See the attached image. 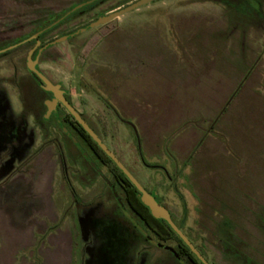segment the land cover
Masks as SVG:
<instances>
[{
    "label": "rangeland",
    "instance_id": "374dc122",
    "mask_svg": "<svg viewBox=\"0 0 264 264\" xmlns=\"http://www.w3.org/2000/svg\"><path fill=\"white\" fill-rule=\"evenodd\" d=\"M80 1L0 0V48ZM132 1L104 0L42 41ZM30 46L0 53V264H89L97 247L79 224L122 214L59 129L39 123L43 96L21 107V88H34ZM38 66L209 264H264V0H153L51 45ZM147 234L125 233L131 264L197 263L156 246L176 250L173 238ZM97 250L95 264H107Z\"/></svg>",
    "mask_w": 264,
    "mask_h": 264
},
{
    "label": "flooded vegetation",
    "instance_id": "af4514ba",
    "mask_svg": "<svg viewBox=\"0 0 264 264\" xmlns=\"http://www.w3.org/2000/svg\"><path fill=\"white\" fill-rule=\"evenodd\" d=\"M85 1H87V0H82L79 3H82V2H85ZM102 1H104V0H92L91 2H88V3L84 4V5H87L88 4L87 6H84V5L80 6V7L76 8V9H74L73 11L69 12L65 16H63L56 23H53L55 20H57L59 17H61L63 14H65V12H67L68 10H70L74 5L79 4V3L73 4L72 6L68 7L67 9H65L64 11H62L60 14H58L56 17H54L52 20H50L47 24L41 26L39 29H37L36 31H34L33 33L41 30V32L36 36V38H31L29 40H26L25 42H21L22 40L28 38L30 35L33 34V33H29V34L21 37L20 40L17 42L18 45H16L15 47H18V46L23 45L25 43L31 42V46L29 47V49L27 50V52L30 49L33 48L32 52L30 54V59L33 60L34 57H35V55H36V52H37L38 48H40L41 46H43L45 43H48V42H50V41H52V40H54V39H56V38H58V37H60L62 35L70 34V33H72L73 31H75L78 28L73 29V30H71V31H69L67 33L61 34L60 36H58V37H56L54 39H51L49 41H46V42H43L42 41V38H41L42 35L46 34L47 32H49L50 30H52L56 26H58V25H60V24H62L64 22L72 19L76 15L82 14L84 12H87L90 8H92L96 4H99ZM87 24H85V25H87ZM85 25H83V26H85ZM83 26H81V27H83ZM81 27H79V28H81ZM68 38H66V39H68ZM36 41L38 42L37 45H35V42ZM15 43H16V41L13 42L12 44H15ZM50 46H47L46 48H43L40 51V53L38 54V56L36 58V63L34 65V67L39 72H41L44 75V77L46 79H48V81L51 84H53V85L58 84V88L62 91L63 98L73 107V105L71 104V102L69 100L68 93H67L66 89L64 87H62L61 82L60 81H52L49 77H47V75L38 66V61L40 59L41 53L45 49H47L48 47H50ZM27 52H26V55H27ZM26 55H25V59H26ZM25 68H26V70H27V72L29 74V77H30L31 81L34 84V88L29 87L28 85H25V84H24V87L21 88V93L24 96L23 98H21V100L23 102L20 100L21 107L22 106L24 107V105L31 106L32 104L37 103L40 100V98H42L41 96H43V98L40 101L41 106L43 107V112L41 113V115L39 117V123L40 124H42V123L43 124H48V123L54 124L59 129L60 134L65 139H67L68 142L76 149V151L80 155V157L87 163V165L89 166V168L94 173L97 174V176L105 183V185H107L106 182H105V180H107L110 183V185H107V187H108L109 191L111 192V194H112V196H113V198L115 200L116 206L118 207V209H120L121 214H122V217L128 218L123 213V209L125 207H127L126 206V202H125L124 195H123V198L121 199V197H119L118 196V193L115 191V185L110 180H108L104 175H102L100 173V170H99V167H98L99 163H98V160H97L98 156L96 155V151H92L91 149L87 148V146H85L86 144L84 142V139L79 134V128H78V126L80 127V125L74 120V118L70 115V113L68 112V110L59 101H56L54 108L49 111V113L47 114V116H45V111H46L45 102L52 99V94L49 91H44L42 89L43 82L33 72H31V71H29L27 69V67H26V60H25ZM33 91H36L39 94L38 99H36L35 101H34V98L32 99V93H33ZM16 93L18 94L19 92H16ZM74 110L79 114V116L89 126V124L87 123V121L84 119L83 115L80 112H78L75 108H74ZM29 114L32 115L30 112H29ZM17 133H18V126H16V127H12V126L9 127L8 134L6 135L5 140L8 143L11 144L10 145V148L11 149L14 148V144L18 140V138L16 136ZM13 139L16 142H14ZM59 154H60V157L62 158V152L61 151H59ZM112 190L116 193V196L113 195ZM146 191L147 192H150V193H153V192L148 191V190H146ZM153 195H154V198L157 200V202L159 204H161L162 206H164L161 203V201L159 200V198L155 195V193H153ZM139 197H140V195H138V198ZM98 214L99 213L93 215V219L95 220L94 222L92 221L93 220L92 219L91 221L90 220L84 221L83 222L84 223L83 225H80L79 224L80 231L82 230V227L85 225L86 226V229H87V232H88L91 240L95 241V243H96V247L97 248L94 247L93 252H92V254L90 256L89 264H95V261H99V259L101 258V256L99 258L98 255L101 253V251H99V253L98 252L96 253V251H98L97 249L101 248L102 245L105 246V250H106V253H107L106 254L107 255V257H106L107 258V264H131V262H130L131 257L128 255L129 252H128L127 246L125 245L124 242H125V233L132 232V230H127V232H123V230H121V229L120 230H118V229L112 230V228H111L112 223H114L113 224L114 227L115 226H123L115 218V217H117V218H120L121 219V217H118V216L113 215V214H103V213L102 214H99V215ZM134 218H135L136 222L131 221L129 218L128 219L130 220L131 223H133V225H134V227L136 229V232H138L139 235L144 234L145 235V239H147V240L150 239V237L147 234L148 231L150 233H152L154 236H157V232L155 230L156 229V225L154 226V228L152 230L149 229V228H147V227L144 228L145 226H144V224H142V220H140L139 217L136 216V215H134ZM170 218H171V216H170ZM156 220H160V219H156ZM100 227H102V229H100ZM156 246L164 249L165 251H167L168 254L171 255L174 260H177V261L180 260L179 255L177 254V252L175 251V249H173L172 247H170L168 245H163V244L158 243V242L156 243ZM165 246L170 247L171 250L170 249H166ZM196 250L204 258V256L202 255V253L197 248H196ZM189 252L191 253V255L189 253H187V255L189 256V258H191L193 261H195L194 263L197 262L196 264H202L195 257V255L190 250H189ZM103 259H105V257H103ZM104 264H106V263H104Z\"/></svg>",
    "mask_w": 264,
    "mask_h": 264
},
{
    "label": "water",
    "instance_id": "95a60500",
    "mask_svg": "<svg viewBox=\"0 0 264 264\" xmlns=\"http://www.w3.org/2000/svg\"><path fill=\"white\" fill-rule=\"evenodd\" d=\"M92 0H87L85 2L79 3L74 5L70 10H68L65 14H63L61 17H59L57 20H55L53 23H56L59 21L63 16L68 14L69 12L73 11L74 9L91 2ZM153 0H134L118 9H115L109 13L103 14L98 16L95 20L89 22L87 25L76 29L70 34L62 35L48 43H45L43 46L38 48L36 55L33 60L30 59V54L33 50L30 49L27 52L26 55V67L29 71L33 72L42 82L43 86L42 89L44 91H49L52 94V99L45 102L46 111L45 116L49 113L51 109L54 108L56 101H59L64 105V107L68 110L70 115L74 118V120L80 125V127L87 133V135L94 141V143L100 148V150L111 160L113 163L118 167V169L125 175V177L129 180V182L133 185V187L139 192V199L141 203L145 206L148 213L151 217L155 219H161L166 222V224L170 227V229L176 234V236L188 247V249L195 255V257L202 263V264H208L206 260L200 255V253L196 250V248L192 245V243L186 238V236L182 233V231L174 224V222L171 220L169 212L167 209L159 204L157 200L154 198L153 193L147 192L139 183L138 181L130 174V172L118 161V159L114 156V154L109 151L106 146L101 142L100 138L94 133V131L85 123V121L79 116V114L74 110V108L63 98L62 91L58 88V84L53 85L51 84L48 79L44 77V75L39 72L35 67L36 58L40 51L43 48H46L47 46L53 45L57 42H60L62 40H65L68 37H71L74 34H77L78 32L84 31L88 28L104 24L119 15L130 11L132 9H136L144 4H147ZM41 32V30L33 33L28 38L22 40L21 42H25L26 40H29L31 38H36V36ZM37 41L35 42V45H37ZM18 45V43L11 44L9 46H6L4 48L0 49V53L4 52L8 49H11ZM102 177V176H101ZM107 185H110V183L105 180ZM113 195L116 196V193L112 190ZM166 249H170V247L165 246Z\"/></svg>",
    "mask_w": 264,
    "mask_h": 264
},
{
    "label": "trees",
    "instance_id": "16d2710c",
    "mask_svg": "<svg viewBox=\"0 0 264 264\" xmlns=\"http://www.w3.org/2000/svg\"><path fill=\"white\" fill-rule=\"evenodd\" d=\"M36 30H34V31H36ZM19 40L20 39L16 40V43ZM9 45H11V44H9ZM9 45H7V46H9ZM4 47H6V46H4ZM4 47H2V48H4ZM78 128H79V134L84 139V142L86 144L85 146H87V148L91 149L92 151L100 152L102 160H105V161L110 162L112 164L113 168L115 169L116 174L113 177V179H111L110 181L114 185L117 184L118 186H120L122 188L127 208L130 210V212H132L134 215L138 216L140 220H142V224H144V226H145L144 228L147 227V228L152 230L154 228V226L156 225L155 230L157 232V237L160 240H166V239H169L171 237L178 243L179 248L175 250L178 255L180 253H182V254L183 253H189L191 255V253L189 252L186 245L176 236V234L170 229V227L166 224V222H164L161 219L156 220L150 216L147 209L140 202V200L138 198V195H139L138 191L133 187V185L129 182V180L125 177V175L118 169V167L106 155H104L100 151L98 146L87 135V133L83 129H81L79 126H78ZM115 218L123 226H115L114 227L113 226L114 223H112V225H111L112 230H114V229L120 230L121 229V230H123V232H127V230H133V229L136 230L133 223H131L128 218H126V217H122L121 219L117 218V217H115ZM176 226L179 228V226L177 224H176Z\"/></svg>",
    "mask_w": 264,
    "mask_h": 264
}]
</instances>
